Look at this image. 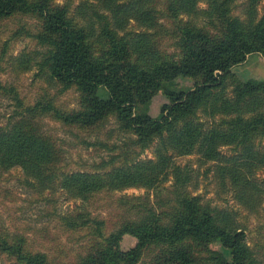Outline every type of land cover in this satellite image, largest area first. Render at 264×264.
<instances>
[{
	"label": "trees",
	"instance_id": "1",
	"mask_svg": "<svg viewBox=\"0 0 264 264\" xmlns=\"http://www.w3.org/2000/svg\"><path fill=\"white\" fill-rule=\"evenodd\" d=\"M261 1L83 0L73 11L74 0H0V22L18 14L39 20L33 38L41 49L24 50L16 58L19 66L37 67L62 91L79 92V108L70 110L51 97L26 105L13 91L22 110L0 128V169L20 168L42 185L57 181L83 208L63 217L65 228L88 237L86 253L67 262L32 250L23 235L0 227V253L13 264H139L146 254H152L150 264H258L236 212L214 208L187 190L192 175L175 161L199 154L215 164L222 186L245 209L258 204L264 180L255 176L264 166V147L258 151L255 142L264 138V78L243 81L233 69L251 54L264 57ZM89 11L88 22H81L78 16ZM132 21L147 31H128ZM166 35L177 39L178 52L161 48ZM179 77L193 79L194 86L177 91ZM160 91L169 102L154 117L150 103ZM46 116L89 130L115 117L132 134L124 160L106 172L59 171L62 149L43 130ZM225 146L237 154L227 156ZM150 147L155 159L138 160ZM171 176L172 198L165 203L156 206L148 196L115 198L128 216L109 235L107 222L84 207L103 192L143 187L157 193ZM126 234L136 238L135 246L115 248L113 242ZM216 242L231 250L232 260L212 247Z\"/></svg>",
	"mask_w": 264,
	"mask_h": 264
},
{
	"label": "rangeland",
	"instance_id": "2",
	"mask_svg": "<svg viewBox=\"0 0 264 264\" xmlns=\"http://www.w3.org/2000/svg\"><path fill=\"white\" fill-rule=\"evenodd\" d=\"M83 0H74L75 6ZM63 4L66 0H54ZM202 7L206 4L201 3ZM264 0L259 5L262 13ZM92 11L78 16L81 22H88ZM186 18V17H185ZM85 20V21H84ZM164 26L173 29L174 25L167 20H160ZM39 20L29 15H15L0 22V128H5L19 116L22 108L18 107L13 91H16L24 104L34 105L44 97L53 98L64 109L79 108V92L75 88L62 91L61 87L51 81L46 75L38 74L37 67L33 70L21 68L16 58L24 50H40L41 46L33 38L38 31ZM145 28L132 21L128 31L138 33ZM147 31V30H146ZM154 32V29L148 30ZM160 46L168 53L178 52L177 39L166 35L160 39ZM233 71L243 81L264 78V57L255 53L248 56L247 60L238 65ZM194 86L191 78L179 77L176 80V90L186 91ZM100 95L108 97L109 94L100 91ZM169 98L163 92L157 93L150 103V113L158 117L161 108ZM201 121H207L201 117ZM206 123V122H205ZM41 125L46 134L51 136L55 143L62 149L63 159L58 164L61 172L96 171L103 169L109 171L114 166H119V161L124 160V153L128 150L132 134L123 131L115 117H110L108 122L99 128L80 129L68 126L49 116L44 117ZM258 151H263L264 138L255 142ZM222 152L233 156L237 152L225 146ZM139 159H155L154 148L145 149ZM115 161V163H114ZM117 161V162H116ZM176 164L187 167L192 175V181L187 190L193 195H201L203 201L218 209H228L236 212V220L246 230L247 244L252 249L258 264H264V192L261 194L254 210L245 209L238 203L234 194L222 186L215 174V164L204 161L199 154L177 157ZM114 163V164H113ZM259 180H264V166L256 170ZM174 179L171 176L161 189L148 191L143 187H131L114 194L99 193L93 197L89 205H85L91 217L104 219L107 224L106 235L115 230L128 212L117 208L115 198L119 196L150 197L154 205L165 203L171 197ZM83 209L78 198H71L59 183L42 185L28 179L20 168L9 171L0 169V227L12 233L23 235L32 250L48 254L51 258L60 256L67 262H74L79 255L86 253L85 244L88 237L81 239L79 234L68 231L63 224V217L70 213H77ZM79 210V211H78ZM137 240L134 236L126 234L121 239L113 242L117 249L129 251L135 246ZM221 250L228 260H232L231 250L218 242L212 246ZM152 254H146L139 264H150ZM97 256L93 261H99ZM0 264H13L0 253Z\"/></svg>",
	"mask_w": 264,
	"mask_h": 264
}]
</instances>
